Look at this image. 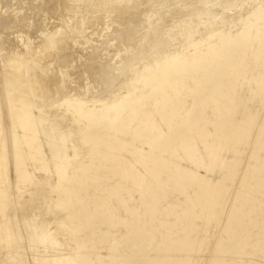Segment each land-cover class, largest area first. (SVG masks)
Here are the masks:
<instances>
[{"label": "rangeland", "instance_id": "374dc122", "mask_svg": "<svg viewBox=\"0 0 264 264\" xmlns=\"http://www.w3.org/2000/svg\"><path fill=\"white\" fill-rule=\"evenodd\" d=\"M5 1L9 4H5ZM28 1L29 0H20V2L19 0H9V2L8 0L0 1V7L3 5V3L5 5H3L4 9H0V15H2L0 16V31H2V26H6V29L4 28V31H2L4 33L0 32V49H2L0 50L2 53L0 55V57L2 56L0 61L2 63L7 61L6 58L10 57L14 52L17 51L15 47L11 49L8 48L7 45L6 46L9 50L7 51V48L5 49L6 46L4 45L7 43H5V41H1H3L5 37H7V35H10L11 37L14 36V39H23L24 43L22 42L23 44L21 43L20 46L17 43V45L20 48L24 49L28 54H30L34 53V49H36V46L34 47V43H36L35 40L37 39V36H39L38 40H43L50 36V33H52V31L54 30L53 28H55V30H58L59 27L61 28L64 25V23L61 21L63 18L62 14H73V18L77 20L78 24L80 25L78 26L80 27L79 39L84 42V44L79 45L76 44L75 41H72L73 43L70 41L60 47L61 51L58 48L54 51L55 54L54 52H52L51 55L53 56L54 54V56L52 57L50 55V58L47 60V62L51 63L50 66L53 65L54 67H56L54 70H52V66L49 70L53 72L52 74L49 73V71V74H47V72H42L43 75L47 74L49 76L51 74V77H47V75H45V77L46 79L48 78L47 81L50 79L49 82H51V90L49 89V93L54 94L55 92V95H53L55 96V99L54 97L52 98L51 95L49 97L51 100L50 102L48 98L50 94L45 93L46 95L44 96L47 97L46 102L43 103L41 99L40 101H38V98V100L35 99L34 101L39 105H41L39 102L44 104L41 105L42 107L40 106L41 109H45V105L48 106L49 103L52 104L47 107L50 108V110L53 108V105L55 106L51 111H54L53 113L56 115L59 122L63 125L64 130L68 132V143L70 142L69 154L71 155L72 159L70 161L71 163L69 162L67 164L66 179L63 181L64 183H62V185L59 183L56 171L54 172L55 167L52 162L49 164V173H45L40 171V163L38 165L34 162L27 161L28 170L30 172L32 170V173H35L38 181L40 180L41 182H35L36 184H27L26 186H24V184L22 185L21 182H19V178L17 181L18 175L15 171L16 169H13L14 164L12 165V163L16 162V158L14 159V151L13 153L11 152L8 166V169H10L11 171L7 170L10 174L7 172L8 175H3V177L0 175V184L1 187L3 186L2 188H0V195H4L5 193L4 196H0V199H3L4 201H6L5 203H7H0V208H2L0 210V222L2 223H0V236L2 235L0 237V257L2 256L0 258V264L37 263L34 261L36 255L35 253L42 252L43 248L41 246H37V243H35L36 241L32 238L33 226L31 225H33L32 223L35 221H37L36 223H39V221L41 222L43 220L42 218L44 217V219L47 220V223L46 220L43 221L46 223L45 225H47L45 229L47 230V234H49L51 238H53L54 236V238H57V240L59 241H65V244L67 243V249L69 248L70 252L79 250L80 245L87 246L86 248L83 247L84 250H81L84 256L82 259L80 258L81 260L85 259L87 264H264V62L261 57V59L259 58V55H257L258 59L257 56H255L259 51L264 53V0H250L251 2L255 1L253 2L254 4L249 0H243L244 2L241 0H234L235 3H232L233 0H144V2L143 0H138V7H136V5V10L131 9L132 13H130L131 17L136 12L135 14L137 19L135 18V15L131 18H129L128 15V17H125L126 19L124 18L125 20H122V23L114 20V17H116L118 12H116V9L111 8L112 3H118V0H113V2L111 0V4L109 0H100L101 2H99V0H70L71 4L78 3L80 8H68L67 10L69 11L66 10L67 13H63L65 10L63 8L65 4L68 5L70 3L69 0H30V3ZM148 1L152 5L148 3ZM1 2L3 3L1 4ZM240 2L243 3L241 7H244L243 9H245L246 11L243 12V9L239 7L241 4ZM246 2L250 3L247 4ZM45 3H47L48 5ZM99 3L102 7L99 6ZM143 3L145 4V7ZM196 3L198 4V6H196ZM13 4H15L16 7ZM22 4L27 6V8L30 7L27 12H25L27 8H25L24 10L25 6L21 8ZM211 4L214 5L212 6ZM231 4L234 6L232 7ZM250 4H253L252 7L250 6ZM6 5H11V9L7 8L8 6ZM142 5L143 7H141ZM246 5H248L247 7L249 9H246ZM18 6H20V8ZM156 6H158V8ZM51 7L54 8L51 9ZM182 7L185 8L183 9ZM206 7L209 9L206 10ZM211 7H213L212 10H210ZM250 7L252 9H250ZM12 8H14V10H12ZM16 8L17 11H15ZM101 8L102 11L99 12ZM137 8L139 12L137 11ZM140 8H142L143 10H141ZM167 8L168 11H166ZM180 8L182 9L180 10ZM186 8H188V10ZM96 9L97 11H95ZM150 9L154 10V14L156 13V15H154L155 17L153 16V19L146 18L148 17L147 15ZM258 9L263 11V15H256L254 17V14H257L256 12H258ZM9 10H11L12 13ZM60 10L62 11V13L60 12ZM79 10L81 13L79 12ZM2 11L3 13H1ZM157 11L159 14L157 13ZM224 11L226 12L223 13ZM82 12L85 14L84 16ZM137 12L139 15L137 14ZM185 12H187V15L184 14ZM200 12L202 14H200ZM111 13L113 15L115 13V15L111 16ZM28 14L31 15V18L33 17L30 20L33 22L28 21L30 19ZM36 14H40L41 17ZM176 14L178 18H176ZM216 14L217 19L219 16L218 20L220 21L217 20L216 22V19L215 21L213 20L214 18H216ZM22 15L25 17H23ZM209 15L210 17H208ZM246 15H249L247 16L248 19H244ZM13 16L16 19H14ZM36 16L40 17L41 20ZM92 16H96V21L94 20V22L91 21L89 24H87V22L85 21L86 18H90ZM51 17H53L54 19L55 17L59 19H55L54 21V19L52 18V20ZM139 17L141 19L143 17V22L140 21L141 19H139ZM23 18L26 21L21 20ZM36 18L38 19V21H36ZM108 18L111 20H109ZM208 18L210 19L208 20ZM33 19H35V21ZM79 19L81 20V22ZM154 19L155 24H158H152L154 22ZM56 20H58V22H56ZM149 20L151 23L149 22ZM188 20H191V24ZM195 20L198 24L194 22ZM200 20H203V23H201ZM182 21H184L185 23ZM240 21L242 22L240 23ZM18 22L19 24L21 22L22 23L19 25ZM97 22H100L103 28L107 27V24H109V26L112 24L110 28H106L108 32L105 30L104 35H106L107 38L106 36L100 37V30H98L100 25H97ZM186 22L188 23V26L186 25ZM193 22L195 24H193ZM207 22H209V24H206ZM213 22H215V24H213ZM11 23L12 25H10ZM94 23H96V25ZM123 23L125 24L122 25ZM127 23H129L128 26L126 25ZM183 23L186 26H183ZM8 24L12 27L11 32H15L14 35L9 32L10 30L8 29L11 27H9ZM23 24H26V26H24ZM103 24L105 25V27ZM165 24L168 25L165 27ZM172 24H174V26ZM189 24L192 26H190ZM203 24L205 27H210L209 25H212L210 27L211 29L209 30L208 27H203ZM53 25L55 27H53ZM86 25L88 26L87 28ZM177 25H179L178 28L176 27ZM213 25H215V27ZM18 26L20 27L19 29ZM115 26L120 30H113V27L115 28ZM36 27H38V29ZM169 27L171 31L167 29ZM194 27L196 28V30L194 29ZM260 27L263 28V30ZM40 28L43 30H40ZM92 28L95 30H93ZM189 28L191 31L193 30L192 33L190 32V30H188ZM85 29L86 31H88L86 32ZM164 29L167 30L166 33ZM259 29L262 30L263 34L258 39L255 36L256 32ZM33 30L36 31L34 36H32L34 34ZM37 30H39L40 33ZM129 30L131 32H129ZM187 31L189 33H187ZM113 32L114 34H112ZM160 32L161 35H158L160 34ZM181 32H183V38L180 37V35H182ZM87 33L90 34L87 35ZM169 34L171 37H169ZM188 34L192 35V38H190ZM27 35L29 36V38ZM148 35L150 37H148L149 39L147 40ZM1 36H3L4 39ZM31 36L33 37L34 41L32 40ZM98 37L101 40L102 46H99L100 44L98 45V42L100 43V40H97ZM157 37L159 39H157ZM161 37L165 38L162 39ZM116 38L118 39V43L120 41V47L118 43L115 42L117 40ZM121 38L122 40H120ZM167 38L169 39V41H167ZM184 38L186 39L185 41L183 40ZM189 38L193 40V42L196 41L195 43H198L196 46V50L198 53L195 56H191L195 52V49L193 47L191 48L189 44L191 40ZM112 39H114L115 41ZM144 39H146V41L148 42V47L146 45L147 42ZM130 41H132L131 44ZM151 41H153V45H151ZM139 42H143L144 44H140ZM164 42L165 44L163 45ZM171 43L174 46H172ZM90 44H92V46ZM95 44L96 46H94ZM183 44L184 46H182ZM88 45H90L92 48ZM170 45L172 46V48ZM185 45L189 46L190 48L186 47ZM18 46L16 47L18 48ZM64 46L68 47L64 48ZM79 46L80 49L78 48ZM154 46L155 51L153 49ZM100 47L101 49L99 50ZM174 47L175 50H173ZM102 49H105L104 53L106 55H111L113 58H111L106 63L107 67L104 65H102V67L100 64V60L102 59L99 58L98 54H100V51ZM141 49L145 52L147 50H151L152 53L151 51L150 53L153 56L151 57L148 51L146 52L147 54H145L144 51V54H142V52L140 53ZM74 50L76 53H73ZM88 50H90L89 52L91 55H97L91 57L92 59L88 58L90 56ZM137 51H139V53ZM209 51H215V56H210L212 58L208 56L207 58H203L202 55L206 54ZM60 52L63 53L61 54ZM64 52H66L67 54ZM162 52L164 53V55L166 53H176L177 56L175 58H162ZM71 53L73 54L71 55ZM137 53L139 54V56H137ZM159 53L161 54L159 57L160 59L158 60V63H155L156 56H158ZM113 55L115 56L113 57ZM122 55H125L126 58ZM78 56L79 59L77 58ZM133 56L136 58L138 57V59H134ZM71 57L72 60L70 59ZM83 57L84 59L86 58V60H88H82ZM75 58L79 61L75 60ZM140 58L141 62L139 60ZM96 59H98L99 61ZM80 60L82 62H80ZM89 60H94L95 62L93 61L92 63ZM142 60L143 62L145 61V64H142ZM1 62L0 65H2ZM66 62L70 67L66 66ZM72 62H74L75 64ZM56 63H59V65H56ZM117 63L118 66L116 65ZM121 63L125 65H122ZM137 64L139 66L138 68L136 66ZM133 65L135 66V68ZM145 65H148L150 67L148 73L151 75V77L143 81H139L137 77L134 76L135 71L136 69H144ZM74 66L75 70L72 73L71 69H73ZM238 66L240 69H238ZM58 67L60 69L62 68V71ZM101 67L103 68V70H101ZM89 68L91 69L89 70ZM129 68L132 70H130ZM0 69L2 70V68ZM1 70L0 72L3 77L0 75L2 78H0V86L4 85L3 87L5 88L4 75L6 74L3 70L2 73ZM55 70L58 71L56 72ZM96 70L97 72H95ZM104 70H108L110 74L108 72H103L102 74V71ZM58 74H60L61 76L62 85L65 84V81H67L68 79L70 81L73 80V83L71 82L73 86H70V88L67 89L66 92H60L62 87L60 86L61 83L59 86L55 83L58 82L57 78L60 79V76ZM79 74L81 76H79ZM73 75L77 78V80L73 77ZM88 75L92 78L90 79ZM52 77L54 80H51ZM115 77L117 79H115ZM129 79L130 81H134L136 79L137 80L129 83ZM259 79L261 80V83H259ZM104 80L106 83L103 82ZM100 81L101 83H99ZM123 83L128 84L123 85ZM257 84L260 86H258ZM77 85L79 88L77 87ZM80 85H83L82 89ZM130 85H132L133 87H129ZM58 87L60 88V90ZM261 87L262 89H260ZM4 88L2 89V87H0V90L3 91ZM56 88L57 92L59 91V93H56ZM131 88H133L134 91L131 90ZM230 89L233 91L234 96ZM71 90L75 91L72 92ZM76 91L81 92V94H84L87 98L90 99L95 93V96L96 94L103 97L105 96V99L109 97L111 101L114 99V96H125V94L127 96H130V93L133 91V94L131 93L132 95L122 102V106L124 108L122 116L124 118H127V120L129 119L128 122L126 123L124 122V120H122L121 122V119H123L122 116L121 119L118 120L117 118L113 119L108 116L110 119H113L110 120L106 116L103 117L104 119L102 118L100 120L101 122H98L97 126H95L94 124V127L92 125L90 126L88 120L82 115L80 117L75 108L69 106L67 103L61 104L65 102V100L63 102V94H69V92L70 94H73ZM117 91L119 95H117ZM228 93L230 95H228ZM47 94L49 95L47 96ZM57 94H60V96ZM112 94L114 95L112 96ZM164 95L166 96V98ZM57 96H59L60 99H58L59 97ZM163 96L165 102L162 98ZM232 96L234 97L233 100L231 99ZM3 98L4 97L2 96L1 99ZM155 100H163V104L159 109L155 106ZM231 100L233 101V104L231 103ZM57 101L61 102L59 103ZM2 102L4 103L2 107H5L4 105L7 106L9 103L7 99H3ZM226 103L228 105L230 104V106H228ZM91 107L101 108L102 105L95 104V106L92 105ZM4 109L6 110H4V112L2 110L4 115H2L1 117L2 120L0 118V128H4L3 131L5 132V134L3 132V136L5 135L6 137H8L10 135V130L12 129L10 125H12L14 121V116L7 110V107H5ZM156 109L157 111L155 112ZM144 110L147 112L149 111L150 114H152L154 120L153 122H155L154 125L161 129L163 133L162 138L160 137L158 141L154 142L152 148H150V146L146 144V139L151 133L146 132L145 134L144 131L146 130V126L143 127L145 124H143V122L138 119L139 116L137 115L140 113V111L144 112ZM38 111L39 109L35 110V114L38 115V113H40ZM6 112L10 114L9 117H7L8 114ZM66 115H68V117ZM162 115H164V119L166 117L167 118L164 120ZM12 116L13 119H10L12 118ZM60 119L63 120L61 121ZM205 119H207V123ZM10 120L12 121L10 122ZM201 120H204L205 122L203 121L202 123ZM208 121L211 123L210 125ZM129 122L131 125H129ZM121 123L126 124L124 126ZM199 123H201V125L203 124L204 128H206L209 133L211 132V135L213 133L214 136H210L211 138L207 140L211 144H214L215 149L218 146L217 149L219 150L217 152L216 149V155H211L210 150L206 151L204 141L207 140H204L203 136H200V128H202L203 126L198 125ZM137 126H139L138 130H136ZM70 127L72 130L70 129ZM133 129L135 132H133ZM192 130L195 131L193 132L197 136L192 135L194 134L193 132H191ZM198 130L199 134L197 133ZM6 131L8 132V134ZM138 132L141 134H139ZM190 132L191 134H189ZM133 133H136L135 140ZM71 134L73 135L70 136ZM190 135H192L194 140H192V137ZM3 136L2 139L5 140ZM198 136H200L201 140ZM190 137L192 142L195 141L193 142L195 144L191 142L192 145H196L197 150L199 149L198 154H200L199 157L202 156V164L205 163L209 166L212 165V167L208 168L209 171L206 168L197 169L196 164H193V162L189 160V158L185 154L184 146L186 145V141ZM136 138L139 140L141 138L145 140V142L143 140L139 141ZM212 138H214L213 141L211 140ZM8 139L10 140V136L8 137ZM198 139L200 140V142H202L203 140L202 145L200 142H198ZM118 141L121 142L117 143ZM189 142L190 139L187 143ZM215 142L218 143L215 144ZM143 143H145L146 145ZM26 147V145L23 147L24 154L28 153L29 147H27V149ZM134 147H138L139 149H141L144 154L142 155L141 152H139L141 154L140 156L139 153L138 155L135 153V155L133 153ZM74 150L77 155H75ZM150 150H153L152 152H154V154L152 153L151 157L147 153L148 151L150 152ZM205 151L209 152L210 154H207ZM45 152L48 153V150L45 149ZM158 154H160L161 156ZM206 155L209 156L207 157ZM211 156H214V159H212ZM140 157H142V160ZM145 157L149 158L146 159ZM149 159L151 160L149 161ZM160 159L162 160V168L161 165H159L161 163ZM143 160H145V162ZM30 163L32 164L30 165ZM142 163H150V165L146 167L145 164L142 165ZM130 164L131 166L133 165L135 167V170L142 175L141 179L134 180L133 174L131 173L129 175L128 171H126L127 169H130L128 168ZM34 165L38 166L34 167ZM15 166L16 165H14V167ZM145 167L147 169H144ZM180 168L198 172L201 177H205V181H208L210 184L208 194L204 196L203 190L201 192L200 188H198L199 185L197 184L198 186H196V184H194L196 182H189L187 180H184L182 177L180 178L179 175H176V170H179ZM82 169L84 172L81 171ZM84 169L87 170V174L85 173ZM12 172L13 174L11 175ZM124 172H126L127 175ZM4 176L6 179L4 178ZM12 177L16 179H13ZM69 177L70 180L73 177L74 178L70 181ZM4 180L6 182H4ZM57 181L59 184H56ZM4 183L6 184L4 185ZM10 183L12 184L11 186L8 185ZM17 183L22 185V189L21 185H18ZM56 185L58 187L57 189ZM60 185L61 187L64 185V188H61ZM14 186H17L18 189ZM65 186H67V188ZM4 187L6 190L3 189ZM13 187L15 188V190L13 189ZM59 187L63 191H65V193L61 191ZM54 189L56 191H54ZM22 192H24L25 194L23 195ZM6 193L9 194V196ZM13 196L14 198H12ZM8 199L10 201H8ZM13 201L16 203H14ZM24 202L29 206L27 205V207ZM6 205L8 208H6ZM16 205L20 207L23 205L21 208L22 210H20V207L18 210ZM29 211L31 214H28ZM31 211L34 212V214H32ZM35 213L39 215H36ZM2 214L4 215L2 216ZM39 218L41 220H39ZM7 233L11 234L9 235ZM15 233L16 236H13L12 234ZM11 241H15V244ZM11 243H13L12 250ZM53 250L57 251L58 249ZM7 251H10L11 253L8 254ZM13 253L14 255H11ZM10 255L13 260H11V257H9ZM33 255L34 258H32ZM14 259H16V261ZM81 260L78 262V264L81 263ZM37 264H39V262Z\"/></svg>", "mask_w": 264, "mask_h": 264}, {"label": "bare ground", "instance_id": "6f19581e", "mask_svg": "<svg viewBox=\"0 0 264 264\" xmlns=\"http://www.w3.org/2000/svg\"><path fill=\"white\" fill-rule=\"evenodd\" d=\"M1 1V0H0ZM15 1V0H14ZM17 1V0H16ZM24 1V0H23ZM35 1V0H34ZM67 1V0H66ZM70 1V0H69ZM72 1V0H71ZM71 1H70V3L67 5V4H65L64 5V8L63 9H65L64 10V12L63 13H67L66 12V10L68 9V8H75V9H79L80 7H79V5H78V3H75V4H71ZM79 1H81V0H79ZM110 1V4L113 2V0H112V2H111V0H109ZM165 1V0H164ZM175 1H177V0H175ZM192 1V0H191ZM194 1V0H193ZM198 1H200V0H198ZM241 1H243V0H241ZM245 1V0H244ZM243 1V2H244ZM247 1V0H246ZM250 1V0H249ZM8 2H9V0H8ZM19 2H20V0H19ZM29 3H30V0L28 1ZM47 2V1H46ZM64 2V1H63ZM76 2V1H75ZM99 2H101L100 0H99ZM104 2V1H103ZM143 2H144V0H143ZM213 2V1H212ZM211 2V3H212ZM227 2V1H226ZM251 2V1H250ZM249 2V3H250ZM253 2H255V1H252L251 3H253ZM3 2H1V4H2ZM7 2L5 1V4H6ZM15 3V2H14ZM18 3V2H17ZM23 3V2H22ZM26 3V2H25ZM24 3V4H25ZM35 3V2H34ZM50 3V2H49ZM62 3V2H61ZM60 3V4H61ZM65 3V2H64ZM68 3V2H67ZM138 0H118V3L117 2H115V3H112V9H116V12H118L117 13V15H116V17H114L115 19V21H118V22H121L122 23V20L125 18V17H128V15H129V18H131V17H134V15H135V18H136V12L134 13V15L133 16H131L130 17V13H132V10L134 9V10H136L135 9V6L136 7H138ZM148 3H150L149 1H148ZM155 3V2H154ZM153 3V4H154ZM158 3V2H157ZM156 3V4H157ZM178 3H179V1H178ZM199 3V2H198ZM231 3V2H230ZM232 3H235L234 2V0L232 1ZM239 3V2H238ZM241 3V2H240ZM247 4H249L248 2H246ZM245 3V4H246ZM7 4H9V3H7ZM24 4H22V7L21 8H23L25 5ZM27 4V3H26ZM45 4H47V3H45ZM52 4V3H51ZM102 4V3H101ZM144 4V3H143ZM151 4V3H150ZM149 4V5H150ZM155 4V5H156ZM164 4H166V3H164ZM193 4V3H192ZM197 4V3H196ZM200 4H202V3H200ZM204 4V3H203ZM242 4L243 3H241L240 4V6L239 7H241L242 6ZM254 4V3H253ZM252 4V5H253ZM3 5H4V3H3ZM1 6L0 7V9L2 10V8L5 6ZM12 5V4H11ZM11 5L10 6H8V5H6V6H8L7 8H10L11 7ZM13 5H15V4H13ZM18 5V4H17ZM39 5V4H38ZM48 5V4H47ZM56 5V4H55ZM152 5V4H151ZM168 5H170V4H168ZM180 5V4H179ZM209 5V4H208ZM212 6L214 5V4H211ZM232 5V4H231ZM252 5L250 4V6L252 7ZM21 6V5H20ZM20 6H18L19 8H20ZM63 6V5H62ZM93 6V5H92ZM99 6H100V3H99ZM98 6V7H99ZM103 6H105V5H103ZM167 6V5H166ZM174 6H176V5H174ZM183 6V5H182ZM185 6V5H184ZM196 6H198V4L196 5ZM205 6V5H204ZM207 6V5H206ZM218 6V5H217ZM222 6V5H221ZM234 5H232V7H233ZM245 6V5H244ZM248 5H246V9L248 8L247 7ZM15 7H16V5H15ZM37 7V6H36ZM39 7H41V6H39ZM61 7V6H60ZM100 7H102V6H100ZM141 7H143V5L141 6ZM144 7H145V4H144ZM149 7V6H148ZM153 7V6H152ZM151 7V8H152ZM157 8H158V6H156ZM155 7V8H156ZM179 7H181V6H179ZM190 7V6H189ZM200 7V6H199ZM201 7H202V5H201ZM215 7V6H214ZM238 7V8H239ZM250 7V9H252ZM18 8V9H19ZM25 8H27V6H25L24 7V10H25ZM30 8V7H29ZM29 8H27L26 10H25V12H27V10H29ZM43 8H44V6H43ZM54 8V7H53ZM52 7H51V9H53ZM107 8V7H106ZM154 8V7H153ZM165 8V7H164ZM170 8V7H169ZM173 8V7H172ZM183 9L185 8V7H182ZM182 8H180V10L182 9ZM212 8L213 7H211L210 8V10H212ZM216 8V7H215ZM220 8V7H219ZM224 8V7H223ZM222 8V9H223ZM237 8V9H238ZM244 8V7H243ZM242 7H241V9H243ZM4 9V8H3ZM11 9V8H10ZM36 9V8H35ZM38 9V8H37ZM60 9V8H59ZM82 9V8H81ZM100 9V8H99ZM98 9V10H99ZM104 9V8H103ZM132 9V10H131ZM141 10H143L142 8H140ZM160 9H162V8H160ZM171 9V8H170ZM187 10H188V8H186ZM206 10L207 9H209V8H205ZM222 9H220V10H222ZM225 9V8H224ZM230 9V8H229ZM228 9V10H229ZM249 9V8H248ZM261 9V8H260ZM12 10H14V8H12ZM39 10V9H38ZM56 10V9H55ZM107 10V9H106ZM146 10V9H145ZM163 10H165V9H163ZM163 10H162V12H163ZM201 10V9H200ZM205 10V11H206ZM219 10V11H220ZM254 10H256V9H254ZM10 12H11V10H9ZM8 11V12H9ZM15 11H17V8H16V10ZM32 11V10H31ZM48 11H50V10H48ZM67 11H69V10H67ZM90 11V10H89ZM95 11H97V9L95 10ZM102 11V8H101V10H99V12H101ZM137 11H138V8H137ZM154 10L153 9H150L149 10V12H148V17H146L145 15V17L146 18H152L153 19V16L154 15H156V13L154 14V12H153ZM166 11H168V8H167V10ZM190 11V10H189ZM244 11H246L245 9H243V12ZM248 11V10H247ZM14 12V11H13ZM22 12H23V10H22ZM54 12V11H53ZM60 12L62 13V11L60 10ZM77 12V11H76ZM79 12H80V10H79ZM85 12V11H84ZM115 12V13H116ZM139 12V11H138ZM138 12H137V14H138ZM142 12V11H141ZM156 12V11H155ZM160 12V11H159ZM195 12V11H194ZM221 12V11H220ZM226 11H224L223 13H225ZM254 12H256V11H254ZM1 13H3V11L1 12ZM12 13V12H11ZM29 13V12H28ZM60 13V14H61ZM81 13V12H80ZM80 13H79V17H80ZM83 13V12H82ZM104 13V12H103ZM115 13H114V15H115ZM147 13V12H146ZM145 13V14H146ZM157 13H158V11H157ZM166 13V12H165ZM172 13V12H171ZM178 13V12H177ZM183 13V12H182ZM187 12H185L184 14H186ZM193 13V12H192ZM198 13V12H197ZM205 13V12H204ZM246 13V12H245ZM251 13V12H250ZM257 14H254V17L256 16V15H263V11H261V10H259L258 9V12H256ZM6 14V13H5ZM4 14V15H5ZM23 14V13H22ZM57 14V13H56ZM59 14V15H60ZM112 14V13H111ZM159 14V13H158ZM200 14H202L201 12H200ZM218 14V13H217ZM217 14H216V18H214L213 20L215 21V19H216V22H217V20L219 19V16H218V19H217ZM222 14V13H221ZM247 14V13H246ZM252 14V13H251ZM14 15V14H13ZM27 15V14H26ZM29 15V17H30V19L28 20V21H30L32 18H31V15L30 14H28ZM36 15H39L40 16V14H36ZM54 15V14H53ZM63 15V18H62V22L64 23V27L62 26L61 28L59 27V29L58 30H55V28H53V27H55L54 25H53V31H52V33H50V36L49 37H47V38H45V39H43V40H38V37L39 36H37V39H36V37H35V39L37 40H35V42L36 43H34L35 45H34V47L36 46V49H34V53H30V54H28L24 49H22V48H20L19 46L21 45V43L23 42L24 43V41H23V39H19V38H17L16 36V38L17 39H14V36L13 37H11L10 35H7V37H5V39L3 38V36H1L4 40L3 41H1V42H4L5 41V43H7V44H5L4 46H8V48H13V47H15L16 48V52H14L10 57H8V58H6L7 59V61H5L4 63H2L1 61V63H2V65H0L1 67L0 68H2V70L4 71V73L6 74V75H4L5 76V78H4V84H5V88L3 87L4 85H2V86H0V87H2V89L4 88V90L3 91H1L0 90V118L2 117V115H4V110H6V109H4L5 107H7V110L10 112V113H12L13 114V116H14V121H13V123H12V125H10L11 126V130H10V140L8 139V137H6L5 135V137L7 138H5L4 136H3V130H4V128L2 129V128H0V175L3 177V175H8V171L10 170V169H8V166H9V159H10V155H11V152L13 153V151H14V159H15V163H12V165L14 164V165H16L15 167H14V165H13V169L16 171V173H17V181H18V178H19V182H21V184L23 185L24 184V186H26L27 184H36L35 182H38V183H40L41 181L39 180L38 181V179H37V177L35 176V173H32V170H31V172L28 170V166H27V161H31V162H34L35 164H38L39 165V163L41 164V167H40V171H42V172H45V173H49V164L52 162L53 164H54V167H55V170H54V172L56 171V175H57V177H58V180H59V183L62 185V183H64L63 181L66 179V170H67V164L71 161V155L69 154V151H70V146H69V144H70V142L68 143V138H69V135H68V132H66L65 130H64V127H63V125L59 122V120H58V118L56 117V115L53 113L54 111H51L55 106L53 105V108L50 110V108H47L48 106H50V105H52V104H50L49 103V105L48 106H46L45 105V109H41V105H44V104H42L41 102H39L41 105H39V104H37V103H35L34 101H35V99H37L38 101H40V99L43 101V103L44 102H46L47 101V97L46 96H44V95H46L45 93H49L50 92V83L51 82H49V80L47 81V79H46V77H45V75H47V74H49V73H53V72H51V71H49L50 69H51V67L53 66H50L51 65V63H49V62H47V60L50 58V55H51V53L52 52H54L55 50H57L58 48L60 49V47H62L64 44H67L68 42H74L75 41V43L76 44H79V45H81V44H84V42H82L80 39H79V32H80V27H78V26H80L79 24H78V22H77V20H75L74 18H73V14H71V15H69V14H66V15H64V14H62ZM85 14L83 13V16H84ZM113 14L111 15V16H114ZM139 15V14H138ZM161 15V14H160ZM167 15V14H166ZM168 15H169V13H168ZM174 15V14H173ZM187 15V14H186ZM189 15H191V14H189ZM219 15V14H218ZM226 15V14H225ZM224 15V16H225ZM240 15V14H239ZM0 16H2V15H0ZM6 16H9V15H6ZM18 16V15H17ZM20 16H21V14H20ZM23 16V15H22ZM33 16V15H32ZM99 16V15H98ZM143 16V17H144ZM165 16V15H164ZM163 16V17H164ZM193 16V15H192ZM199 16V15H198ZM247 16H249V15H246V17L244 18V19H248L247 18ZM253 16V15H252ZM4 17V16H3ZM14 17V16H13ZM19 17V16H18ZM23 17H25V16H23ZM37 17V16H36ZM41 17V16H40ZM40 17H37V18H40ZM58 17V16H57ZM78 17V16H77ZM85 17H87V16H85ZM96 17V16H95ZM95 17H90V18H86V22H87V24H89L91 21H93L94 22V20H95ZM140 17H141V15H140ZM139 17V19H141ZM143 17H142V19L140 20V21H142L143 20ZM155 17V16H154ZM162 17V18H163ZM180 17V16H179ZM188 17V16H187ZM194 17V16H193ZM192 17V18H193ZM208 17H210V15L208 16ZM221 17V16H220ZM259 17V16H258ZM21 18V17H20ZM19 18V19H20ZM27 18V17H26ZM36 18V21H38V19ZM48 18V17H47ZM53 17H51V19H52ZM102 18V17H101ZM111 18V17H110ZM128 18V19H129ZM159 18V17H158ZM170 18V17H169ZM176 18H178L177 17V14H176ZM185 18H186V16H185ZM191 18V17H190ZM190 18H188V19H190ZM197 18V17H196ZM196 18H194V19H196ZM199 18V17H198ZM224 18V17H223ZM233 18V17H232ZM253 18V17H252ZM264 18V17H263ZM11 19V18H10ZM14 19H16L15 17H14ZM19 19H17V20H19ZM43 19V18H42ZM50 19V18H49ZM54 19V18H53ZM52 19V20H53ZM55 19H59V18H56L55 17ZM55 19H54V21H55ZM75 20V22H74V20ZM109 19V18H108ZM113 19V18H112ZM126 19V18H125ZM124 19V20H125ZM133 19V18H132ZM137 19V18H136ZM181 19V18H180ZM184 19V18H183ZM210 18H208V20H209ZM249 19H250V17H249ZM258 19V18H257ZM262 19V18H261ZM21 20H25L24 18L23 19H21ZM34 21H35V19H33ZM40 20H41V18H40ZM52 20H50V21H52ZM80 20V19H79ZM99 20V19H98ZM105 20V19H104ZM109 20H111V19H109ZM113 20V21H114ZM159 20V19H158ZM166 20V19H165ZM174 20H175V18H174ZM186 20V19H185ZM191 20H193V19H191ZM190 20V21H191ZM252 20V19H251ZM250 20V21H251ZM3 21V20H2ZM1 21V22H2ZM26 21V20H25ZM84 21V20H83ZM84 21V22H85ZM96 21V20H95ZM135 21V20H134ZM134 21H133V23H134ZM148 21V20H147ZM154 22L152 23V24H155V19L153 20ZM189 21V20H188ZM189 21V22H190ZM203 21V20H202ZM201 20H200V22L201 23H203ZM218 21H220V20H218ZM242 21H243V19H242ZM242 21H240V23L242 22ZM245 21V20H244ZM249 21V22H250ZM23 22V21H22ZM21 22V23H22ZM30 22H33V21H30ZM45 22V21H44ZM43 22V23H44ZM47 22V21H46ZM56 22H58V20H56ZM55 22V23H56ZM80 22H81V20H80ZM85 22V23H86ZM112 22V21H111ZM111 22H110V24H111ZM129 22V21H128ZM132 22V21H131ZM143 22V21H142ZM149 22H150V20H149ZM148 22V23H149ZM158 22V21H157ZM171 22V21H170ZM177 22V21H176ZM182 22H184V21H182ZM195 23H197L196 22V20L194 21ZM193 22V24H195ZM232 22V21H231ZM236 22V21H235ZM17 23V22H16ZM15 23V24H16ZM20 23V24H21ZM25 23V22H24ZM42 23V22H41ZM53 23V22H52ZM76 23V24H75ZM98 24L97 25H100V27L98 28V30H100V37H102V36H106V35H104L105 34V30L108 32V30L106 29L107 27H109L110 28V26L112 25H110L109 26V24H107V27H105V25H104V27L105 28H103V26H101L102 24L100 23V22H97ZM100 23V24H99ZM104 23V22H103ZM137 23V22H136ZM140 23V22H139ZM151 23V22H150ZM185 23V22H184ZM184 23H183V26H188V23L186 24V25H184ZM212 23V22H211ZM210 23V24H211ZM18 24H19V22H18ZM19 24V25H20ZM34 24H36V23H34ZM40 24V23H39ZM57 24V23H56ZM95 25H96V23H94ZM117 24V23H116ZM125 23H123L122 25H124ZM128 24L129 23H127L126 25L128 26ZM156 24H158V23H156ZM155 24V25H156ZM162 24V23H161ZM168 24H170V23H168ZM167 24V25H168ZM176 24H178V23H176ZM175 24V25H176ZM190 24H191V22H190ZM189 24V25H190ZM198 24V23H197ZM206 24H209V22H207ZM205 24V25H206ZM213 24H215V22H213ZM244 24V23H243ZM2 25H3V23H2ZM9 25V24H8ZM10 25H12V23L10 24ZM9 25V27H11ZM24 25V24H23ZM49 25V24H48ZM82 25V24H81ZM94 25V26H95ZM120 25V24H119ZM132 25H134V24H132ZM131 25V26H132ZM136 25V24H135ZM143 25V24H142ZM145 25V24H144ZM151 25V24H150ZM149 25V26H150ZM160 25V24H159ZM166 24H165V27L167 26ZM173 26H174V24H172ZM221 25V24H220ZM224 25V24H223ZM245 25V24H244ZM5 26V25H4ZM4 26H2L3 28H2V31H4L3 29L5 28L6 29V26L4 27ZM24 26H26V24L24 25ZM37 26V25H36ZM57 26H59V25H57ZM56 26V27H57ZM60 26H61V24H60ZM93 26V27H94ZM121 26V25H120ZM138 26V25H137ZM136 26V27H137ZM147 26V25H146ZM153 26V25H152ZM151 26V27H152ZM190 26H192V25H190ZM196 26V25H195ZM210 27L212 26V25H209ZM214 27H215V25H213ZM230 26H232V25H230ZM16 27V26H15ZM14 27V28H15ZM23 27V26H22ZM21 27V28H22ZM47 27H49V26H47ZM88 26L86 25V28H87ZM89 27H92V26H89ZM126 27V26H125ZM134 27V26H133ZM140 27H141V25H140ZM177 28L179 27V25H177L176 26ZM203 27H205L204 26V24H203ZM206 27H208V26H206ZM205 27V28H206ZM210 27H208L209 28V30L211 29ZM222 27V26H221ZM8 28V27H7ZM13 28V29H14ZM17 28V27H16ZM20 27L18 26V29H19ZM25 28H27V27H25ZM37 29H38V27H36ZM35 28V29H36ZM51 28V29H52ZM108 28V29H109ZM112 28V27H111ZM127 28V27H126ZM131 28V27H130ZM139 28V27H138ZM163 28H164V26H163ZM177 28H176V30H177ZM191 28V27H190ZM190 28L188 29V30H190ZM197 28H198V26H197ZM213 28V27H212ZM261 28V27H260ZM264 28V27H263ZM263 28H261L262 30H263ZM24 29V28H23ZM23 29H21V30H23ZM30 29V28H29ZM28 29V30H29ZM34 29V30H35ZM50 29V28H49ZM89 29V28H88ZM93 29V28H92ZM97 29V28H96ZM116 30V31H118V30H120L119 28H117L116 26H115V28L113 27V30ZM122 29V28H121ZM124 29V28H123ZM153 29V28H152ZM162 29V28H161ZM167 29H169L170 30V27L169 28H167ZM184 29V28H183ZM183 29H181V30H183ZM192 29V28H191ZM194 29L196 30V28L194 27ZM261 29H259L257 32H256V38H258L259 39V37H261L262 36V34H263V32H262V30ZM8 30H10L9 32H11L12 31V27L11 28H9ZM20 30V31H21ZM33 30V31H34ZM40 30H43V29H41L40 28ZM90 30V29H89ZM93 30H95V29H93ZM92 30V31H93ZM131 30V29H130ZM129 30V32H131ZM149 30V29H148ZM159 30V29H158ZM165 30V29H164ZM187 30V29H186ZM185 30V31H186ZM217 30V29H216ZM257 30V29H256ZM2 31H0V32H2ZM5 31H7V30H5ZM31 31H32V29H31ZM39 33H40V31L39 30H37ZM50 31V30H49ZM82 31V30H81ZM85 31H86V29H85ZM88 31V30H87ZM86 31V32H87ZM125 31V30H124ZM135 31V30H134ZM142 31V30H141ZM140 31V32H141ZM151 31V30H150ZM162 31V30H161ZM166 31L167 30H165V33H166ZM171 31V30H170ZM198 31V30H197ZM207 31H208V29H207ZM207 31H205V32H207ZM18 32V31H17ZM16 32V33H17ZM35 32L36 31H34V34L32 35V36H34L35 35ZM44 32V31H43ZM51 32V31H50ZM89 32H91V31H89ZM110 32V31H109ZM127 32V31H126ZM125 32V33H126ZM137 32V31H136ZM155 32H156V30H155ZM169 32V31H168ZM167 32V33H168ZM180 32V31H179ZM190 32L192 33L193 32V30L191 31L190 30ZM212 32V31H211ZM2 33H4V32H2ZM8 33V32H7ZM13 35H14V33L13 32H11ZM10 33V34H11ZM23 33V32H22ZM26 33V32H25ZM30 33V32H29ZM32 33V32H31ZM111 33V32H110ZM110 33H108V34H110ZM125 33H124V35H125ZM128 33V32H127ZM126 33V34H127ZM145 33V32H144ZM150 33V32H149ZM151 33H153V32H151ZM158 33V32H157ZM157 33H156V36H157ZM171 33V32H170ZM172 33H173V29H172ZM183 32H181V34H182ZM187 33H189L188 31H187ZM215 33V32H214ZM82 34V33H81ZM90 34V33H89ZM88 33H87V35H89ZM112 34H114V32L112 33ZM123 34V33H122ZM131 34V33H130ZM146 34V33H145ZM176 34V33H175ZM179 34V33H178ZM1 35H4V34H1ZM26 35V34H25ZM36 35H37V33H36ZM150 35V34H149ZM147 36V40L149 39L148 37H150V36ZM152 35V34H151ZM158 35H161V32H160V34H158ZM165 35V34H164ZM189 35V34H188ZM209 35V34H208ZM28 36V35H27ZM29 36H30V34H29ZM29 36H28V38H29ZM31 36V38H32V40H33V37ZM109 36V35H108ZM130 36V35H129ZM146 36V35H145ZM153 36V35H152ZM155 36V37H156ZM179 36V35H178ZM183 36V34L182 35H180V37L181 38H183L182 37ZM190 36V38H192L191 36L192 35H189ZM214 36V35H213ZM26 37V36H25ZM131 37V36H130ZM158 37H160V36H158ZM157 37V39H159ZM169 37H171L170 36V34H169ZM174 37H176V36H174ZM185 37V36H184ZM187 37V36H186ZM210 37V36H209ZM212 37V36H211ZM105 38V37H104ZM106 38H107V36H106ZM105 38V39H106ZM119 38V37H118ZM133 38V37H132ZM145 38V37H144ZM162 38V37H161ZM165 38V37H164ZM164 38H162V39H164ZM173 38V37H172ZM189 38V39H190ZM247 38V37H246ZM1 39V38H0ZM40 39V38H39ZM94 39V38H93ZM96 39V38H95ZM117 39V38H116ZM168 39V38H167ZM97 40H100L99 39V37H98V39ZM109 40V39H108ZM112 40H114V39H112ZM120 40H122V38L120 39ZM129 40H131V39H129ZM145 41H146V39H144ZM171 40V39H170ZM173 40V39H172ZM184 41L186 40L185 38L183 39ZM191 40V39H190ZM34 41V40H33ZM95 41V40H94ZM103 41H104V39H103ZM111 41V40H110ZM115 41V40H114ZM118 41V39L115 41V42H117ZM143 41V40H142ZM154 41V40H153ZM153 41H151V45H153L152 44V42ZM157 41V40H156ZM155 41V42H156ZM167 41H169V39L167 40ZM176 41V40H175ZM181 41H182V39H181ZM72 42V43H73ZM96 42V41H95ZM114 42V43H115ZM121 42H123V41H121ZM131 42L132 41H130V44H131ZM144 42V41H143ZM143 42H141V43H143ZM147 42V41H146ZM145 42V43H146ZM150 42V41H149ZM159 42V41H158ZM163 42V41H162ZM196 42V41H195ZM195 42H193V40H191L190 41V46H191V48L193 47L194 49H195V52L191 55V56H195V55H197V50H196V46H197V44L198 43H195ZM10 43H13V44H10ZM17 43L19 44V46L17 45ZM22 43V44H23ZM87 43V42H86ZM107 43H108V41H107ZM118 43V42H117ZM119 43H120V41H119ZM118 43V45H119V47H120V44ZM129 43V42H128ZM136 43V42H135ZM134 43V44H135ZM140 43V42H139ZM140 43V44H141ZM170 43V42H169ZM173 43V42H172ZM171 43V44H172ZM188 43V42H187ZM4 44V43H3ZM69 44H71V43H69ZM68 44V45H69ZM97 44V43H96ZM96 44L94 45V46H96ZM100 44V45H99ZM102 43H101V40H100V43L98 42V45L99 46H102L101 45ZM105 44H106V42H105ZM116 44V43H115ZM123 44V43H122ZM126 44V43H125ZM144 44V43H143ZM143 44H142V46H143ZM160 44V43H159ZM165 44V42L163 43V45ZM181 44V43H180ZM185 44V43H184ZM184 44L182 45V46H184ZM91 46H92V44H90ZM90 45H88V46H90ZM98 45H97V49H98ZM128 45V44H127ZM138 45V44H137ZM147 47H148V42H147ZM151 45H150V47H151ZM7 46L5 47V49L7 48ZM16 46H18V48L16 47ZM70 46V45H69ZM72 46H73V44H72ZM87 46V45H86ZM90 46V47H91ZM103 46H105V45H103ZM139 46V45H138ZM157 46V45H156ZM159 46V45H158ZM171 46V45H170ZM172 46H174L173 44H172ZM172 46H171V48H172ZM186 46V45H185ZM65 47H68V46H64V48ZM136 47V46H135ZM141 47V46H140ZM186 47H189V46H186ZM3 48V47H2ZM7 48V51L9 50ZM15 48H14V50H15ZM79 49H80V46L78 47ZM83 48V47H82ZM87 48H89V47H87ZM86 48V49H87ZM92 48V47H91ZM90 48V49H91ZM130 48V47H129ZM143 48V47H142ZM145 48V47H144ZM155 48V46L153 47V49ZM162 48V47H161ZM169 48V47H168ZM170 48V49H171ZM190 48V47H189ZM71 49V48H70ZM69 49V50H70ZM73 49V48H72ZM101 49V47L99 48V50ZM106 49V48H105ZM105 49H102L101 51H100V54H98L99 55V58L100 59H102V60H100V64H101V66L102 65H104V66H106V63L112 58V56L110 55V56H108V55H106L105 53H104V51H105ZM119 49V48H118ZM121 49V48H120ZM137 49V48H136ZM148 49V48H147ZM149 49H152V48H149ZM157 49V48H156ZM259 49V48H258ZM0 50H2V49H0ZM62 50H63V48H62ZM94 50H96V49H94ZM138 50H139V48H138ZM159 50V49H158ZM158 50H157V54H158ZM161 50V49H160ZM173 50H175V47H174V49ZM60 51H61V49H60ZM67 51V50H66ZM77 51V50H76ZM83 51H84V49H83ZM90 50H88V53L90 54V52H89ZM93 51V50H92ZM92 51H91V53H92ZM121 51V50H120ZM122 51H124V50H122ZM144 51V50H143ZM142 51V49H141V51H140V53L142 52V54H144V52ZM149 53H150V51L149 50H147ZM146 51V52H147ZM154 51H155V49H154ZM261 51H262V49H261ZM264 51V50H263ZM6 52V51H5ZM10 52V51H9ZM8 52V53H9ZM73 52V51H72ZM94 52V51H93ZM138 53H139V51H137ZM145 52V54H147ZM161 52V51H160ZM164 52V51H163ZM162 52V53H163ZM168 52H169V50H168ZM173 52V51H172ZM171 52V53H172ZM61 53V52H60ZM63 53V52H62ZM61 53V54H62ZM64 53H66V52H64ZM73 53H76L75 52V50H74V52ZM73 53H71V55L73 54ZM95 53H96V51H95ZM123 53V52H122ZM137 53V56H139V54ZM151 53H152V51H151ZM151 53L149 54L151 57L153 56V55H151ZM2 53H1V51H0V55H1ZM5 54V53H4ZM54 54H55V52H54ZM54 54H53V56H54ZM56 54H57V51H56ZM67 54V53H66ZM65 54V55H66ZM153 54H154V52H153ZM155 54H156V52H155ZM74 55H76V54H74ZM73 55V56H74ZM95 55H97V54H95ZM94 54H90V56L88 57V58H91V57H93V56H95ZM125 55H127V54H125ZM125 55H122V56H124L125 58H126V56ZM160 53H159V55L158 56H156V60H155V63H158V60L160 59L159 57H160ZM257 55H259V58L261 57L262 59H263V62H264V53L263 52H258L255 56H257ZM5 56V55H4ZM8 56V55H7ZM6 56V57H7ZM52 56V55H51ZM52 56V57H53ZM72 56V57H73ZM80 56H81V54H80ZM115 55H113V57H114ZM143 56V55H142ZM146 56V55H145ZM144 56V57H145ZM177 56V54L176 53H172V54H170V53H166L165 55H164V53H163V55H161V57L163 58V57H165V58H175ZM207 56L208 57H210V56H215V51H209V52H207L206 54H204V55H202V57L204 58H207ZM2 57V56H1ZM1 57H0V60H1ZM59 57V56H58ZM61 57H62V55H61ZM72 57L70 58L71 60H72ZM85 57V56H84ZM84 57L82 58V60H85V61H87L86 60V58L84 59ZM98 57V56H97ZM96 57V58H97ZM134 57V56H133ZM141 57V56H140ZM147 57V56H146ZM3 58H5V57H3ZM68 58V57H67ZM78 59H79V56L77 57ZM81 58V57H80ZM124 58V59H125ZM148 58V57H147ZM146 58V59H147ZM164 58V59H165ZM210 58H212V57H210ZM256 58V57H255ZM260 58V59H261ZM78 59H76L75 58V60H78ZM92 59V58H91ZM94 59V58H93ZM113 59V58H112ZM134 59H138V57L136 58V57H134ZM153 59V58H152ZM257 59H258V56H257ZM5 60V59H4ZM66 60V59H65ZM96 60H98V59H96ZM140 60V62H141V58L139 59ZM154 60V59H153ZM174 60V59H173ZM53 61V60H52ZM56 61V60H55ZM79 61V60H78ZM77 61V62H78ZM89 61H91L92 63H93V61L92 60H89ZM99 61V60H98ZM112 61V60H111ZM111 61H110V63H111ZM127 61V60H126ZM125 61V62H126ZM132 61H134V60H132ZM147 61V60H146ZM60 62V61H59ZM71 62V61H70ZM80 62H82L81 60H80ZM90 62V63H91ZM95 62V61H94ZM128 62V61H127ZM134 62H136V61H134ZM142 62H143V60H142ZM145 62V61H144ZM142 63V64H145V63ZM72 63H74V62H72ZM85 63V62H84ZM87 63V62H86ZM66 64H67V62H66ZM65 64V65H66ZM75 64V63H74ZM77 64V63H76ZM81 64V63H80ZM79 64V65H80ZM89 64V63H88ZM88 64H87V66H88ZM96 64V63H95ZM98 64V63H97ZM113 64V63H112ZM119 64H120V62H119ZM122 64V63H121ZM128 64V63H127ZM146 64H147V62H146ZM56 65H59V63H56ZM69 65H70V63H69ZM73 65V64H72ZM109 65V64H108ZM115 65V64H114ZM117 66H118V63L116 64ZM122 65H125V64H122ZM129 65H130V61H129ZM66 66H68V64L66 65ZM65 66V67H66ZM81 66V65H80ZM84 66V65H83ZM127 66V65H126ZM134 66V65H133ZM132 66V67H133ZM137 66V68L139 67L138 66V64L136 65ZM142 66V65H141ZM140 66V67H141ZM56 67V66H55ZM55 67L53 66V69L52 70H54L55 69ZM62 67V66H61ZM68 67H70V66H68ZM72 67V66H71ZM90 67H92V66H90ZM95 67V66H94ZM97 67V66H96ZM103 67V66H102ZM101 67V68H102ZM107 67V66H106ZM130 67V66H129ZM131 67V68H132ZM143 67V66H142ZM241 67V66H240ZM59 68V67H58ZM82 68V67H81ZM134 68H135V66H134ZM237 68V67H236ZM60 69V68H59ZM62 69V68H61ZM60 69V70H61ZM71 69V68H70ZM91 68H89V70H90ZM95 69V68H94ZM100 69V68H99ZM111 69V68H110ZM127 69V68H126ZM130 69V68H129ZM128 69V70H129ZM143 69V68H142ZM137 70L136 69V71H135V75H134V72H133V75L135 76V77H137V79L139 80V81H143V80H145V79H148L149 77H151V75L148 73L149 72V69H150V67L148 66V65H145L144 66V69L143 70ZM238 69H240L239 68V66H238ZM1 70V69H0ZM1 70V71H2ZM74 70H75V66L73 67V69H71V72L73 73L74 72ZM101 70H103V68L101 69ZM108 70H109V68H108ZM108 70H104V71H102V74H103V72H108L109 73V71ZM114 70V69H113ZM130 70H132V69H130ZM3 71H2V73H3ZM48 71H49V73H48ZM56 72L58 71V70H55ZM54 71V72H55ZM62 71V70H61ZM94 71V70H93ZM92 71V72H93ZM239 71V70H238ZM42 72L43 73H46L47 72V74H42ZM55 72V73H56ZM60 72V71H59ZM77 72H79V71H77ZM88 72V71H87ZM95 72H97V70L95 71ZM99 72H100V70H99ZM98 72V73H99ZM54 73V74H55ZM61 73V72H60ZM107 73V74H108ZM112 73V72H111ZM129 73H130V71H129ZM132 73V72H131ZM50 74V75H51ZM110 74V73H109ZM117 74V73H116ZM261 74V73H260ZM260 74H259V76H260ZM0 75H1V72H0ZM49 75V76H50ZM59 76H60V74H58ZM72 75V74H71ZM120 75V74H119ZM263 75V74H262ZM261 75V76H262ZM2 76V75H1ZM1 76H0V78H1ZM48 75H47V77H49ZM76 76H77V74H76ZM79 76H81L80 74H79ZM83 76V75H82ZM89 76V75H88ZM95 76H96V74H95ZM95 76H93V77H95ZM3 77V76H2ZM51 77V76H50ZM57 77V76H56ZM63 77V76H62ZM73 77H74V75H73ZM72 77V78H73ZM90 77V79L92 78L91 76H89ZM104 77H105V75H104ZM126 77V76H125ZM263 77V76H262ZM55 78V77H54ZM65 78V77H64ZM63 78V79H64ZM71 78V79H72ZM76 80H77V78L76 77H74ZM2 79V78H1ZM53 79V77L51 78V80ZM58 79V82H55L58 86L60 85V83H61V85L60 86H62L61 87V91L60 92H66L67 91V89H69L70 88V86H73L72 84H71V82L73 81H70L69 79L67 80V78H66V80L67 81H65V84H63L62 85V82H61V76H60V79L59 78H57ZM95 79V78H94ZM102 79V78H101ZM107 79V78H106ZM115 79H117L116 77H115ZM125 79V78H124ZM135 79V78H134ZM136 79V80H137ZM262 79V78H261ZM54 80V79H53ZM79 80H80V78H79ZM96 80H98V79H96ZM100 80V79H99ZM109 80V79H108ZM123 80V79H122ZM136 80H134V81H136ZM1 81H3V80H1ZM63 81V80H62ZM126 81V80H125ZM134 81H130V79H129V83L130 82H134ZM261 80L259 79V83H261L260 82ZM64 82V81H63ZM96 82H98V81H96ZM95 82V83H96ZM103 82H105V80L103 81ZM102 82V83H103ZM108 82V81H107ZM73 83V82H72ZM93 83V82H92ZM99 83H101V81L99 82ZM106 83V82H105ZM117 83V82H116ZM120 83V82H119ZM258 83V82H257ZM3 84V83H2ZM55 84V85H56ZM74 84H76V83H74ZM80 84V83H79ZM125 83H123V85H124ZM126 84H128V83H126ZM125 84V85H126ZM1 85V84H0ZM52 85V84H51ZM54 85V84H53ZM100 85V84H99ZM98 85V86H99ZM104 85V84H103ZM102 85V86H103ZM121 85V84H120ZM119 85V86H120ZM258 85V84H257ZM75 86V85H74ZM81 86V89H82V86L83 85H80ZM105 86V85H104ZM136 86V85H135ZM258 86H260V85H258ZM257 86V87H258ZM51 87H53V86H51ZM57 87V86H56ZM77 87H78V85H77ZM95 87H96V84H95ZM110 87V86H109ZM118 87V86H117ZM126 87H128V86H126ZM125 87V88H126ZM129 87H133L132 85H130ZM264 87V86H263ZM59 88V87H58ZM72 88V87H71ZM79 88V87H78ZM101 88V87H100ZM122 88V87H121ZM124 88V87H123ZM50 89V90H49ZM55 89V88H54ZM97 89V88H96ZM103 89H105V88H103ZM130 89V88H129ZM128 89V90H129ZM135 89V88H134ZM232 89V88H231ZM230 89V90H231ZM259 89V88H258ZM260 89H262V87L260 88ZM59 90H60V88H59ZM80 90V89H79ZM78 90V91H79ZM85 90V89H84ZM113 90V89H112ZM120 90V89H119ZM131 90H133V88H131ZM55 91V90H54ZM72 92H74L73 90H71ZM70 91V92H71ZM81 91H83V90H81ZM134 91V90H133ZM132 91V92H133ZM232 91V90H231ZM261 91V90H260ZM259 91V92H260ZM52 92V91H51ZM70 92H69V94H63V102H64V100H65V102L64 103H61V104H65V103H67L69 106H72L73 108H75V110L78 112V114L80 115V117H81V115L84 117V118H86L87 120H88V122H89V125L91 126H93V124L95 125V126H97L98 125V122H101L100 120L103 118V117H106L107 116V118H109V117H111V118H117V120L118 119H121V116H122V112L124 111V108H123V106H122V102H123V100H125V99H127V98H129L132 94L130 93V96L128 95H126L125 94V96H114L113 98V100L111 101V99H109V97L107 98V99H105L103 96H99V95H97L96 94V96H95V93H94V95L92 96V98L90 99V98H87L84 94H81V92H75V93H73V94H70ZM128 92V91H127ZM264 92V91H263ZM56 93H59V91L57 92V88H56ZM83 93V92H82ZM115 93H116V89H115ZM50 94V93H49ZM49 94H47V96L49 95ZM61 94V95H62ZM85 94H86V92H85ZM100 94V93H99ZM102 94V93H101ZM232 94H233V91H232ZM231 94V95H232ZM264 94V93H263ZM263 94H261V95H263ZM52 95V96H51ZM53 95H55V92H54V94H50L49 96H48V98L51 96L52 98L54 97V99H55V96H53ZM57 95H59L60 96V94H57ZM70 95V96H69ZM106 95H107V93H106ZM109 95H111V94H109ZM114 94H112V96H113ZM117 95H119L118 94V91H117ZM161 95H162V93H161ZM167 95V94H166ZM228 95H230L229 93H228ZM4 97L3 99H7V101H9V103H8V105L6 106V105H4L5 107H2L3 106V99H1V97ZM59 96H57V97H59ZM165 96V95H164ZM164 96L162 97L163 99H164ZM233 96H234V94H233ZM232 96V100H233V97ZM62 97V96H61ZM225 97H226V95H225ZM231 97V96H230ZM165 98H166V96H165ZM228 98V97H227ZM58 99H60V97L58 98ZM109 99V100H108ZM160 99V98H159ZM230 99V98H229ZM36 100V101H37ZM231 100V103L233 102ZM49 101L51 102V100H50V98H49ZM48 101V102H49ZM156 101V100H155ZM6 102V101H5ZM57 102H59V101H57ZM61 102V101H60ZM59 102V103H60ZM164 102H165V99H164ZM228 102V101H227ZM56 103V102H55ZM58 103V104H59ZM155 103V102H154ZM230 103V102H229ZM46 104V103H45ZM95 104L97 105V104H101L102 105V107L101 108H97V107H91L92 105H94L95 106ZM162 104H163V100L162 101H156V107L159 109L160 108V106H162ZM227 104V103H226ZM233 104V103H232ZM228 105V104H227ZM40 108H39V107ZM57 106V105H56ZM155 106H154V108H155ZM228 106H230V104L228 105ZM37 109H39V111L38 112H40V113H38V115L37 114H35V110H37ZM189 109V108H188ZM2 110H3V112H2ZM163 110V109H162ZM187 110V109H186ZM105 111H107V112H104ZM157 111V109L155 110V112ZM183 111V110H182ZM218 111H220V110H218ZM67 112V111H66ZM163 112V111H162ZM185 112V111H184ZM7 113V112H6ZM158 113V112H157ZM8 114V113H7ZM66 114V113H65ZM162 114V113H161ZM185 114V113H184ZM220 114V113H219ZM9 115L10 114H8V116L7 117H9ZM69 115V114H68ZM68 115H66L67 117H68ZM138 116H139V118L138 119H140L142 122H143V124H145L143 127H145V129L146 130H148V131H146L145 129V131L144 130H142V131H144L145 132V134H146V132L148 133V132H150L151 134H149V136L147 137V139H146V137H145V139H146V144H148L149 146H150V148H152L153 147V144H154V142H156V141H158V139H160V137L162 138V136H163V133H162V130L161 129H159L156 125H154L155 124V122H153L154 120H153V116H152V114H150V112L148 111H145L144 110V112H141L140 111V113L139 114H137ZM6 116V115H5ZM13 116H12V118H10V119H13ZM70 116V115H69ZM109 116V117H108ZM127 116V115H126ZM163 116V119H164V115H162ZM161 116V117H162ZM60 117V116H59ZM136 117V116H135ZM166 117V116H165ZM61 118V117H60ZM71 118V117H70ZM122 118L123 119H121V122H122V120H124V122H128V120H127V118H124L123 116H122ZM129 118V117H128ZM167 118V117H166ZM165 118V119H166ZM169 118V117H168ZM73 119V118H72ZM104 119V118H103ZM110 119V118H109ZM113 119H110V120H113ZM136 119V118H135ZM164 119V120H165ZM1 120H2V118H1ZM4 120V119H3ZM61 120V119H60ZM63 120V119H62ZM61 120V121H62ZM116 120V119H115ZM116 120V121H117ZM133 120V119H132ZM168 120V119H167ZM207 119H205V121H206ZM12 120H10V122H11ZM71 121V120H70ZM130 121H131V119H130ZM202 121V123H203V121L204 120H201ZM204 121V122H205ZM1 122H4V121H1ZM125 123V124H126ZM132 123H133V121H132ZM206 123H207V121H206ZM208 123H209V125L211 124L209 121H208ZM64 124V123H63ZM122 124V123H121ZM125 124H122V125H124L125 126ZM143 124H141V125H143ZM212 124H213V122H212ZM129 125H131L130 124V122H129ZM128 125V126H129ZM137 125V124H136ZM198 125H200V126H203L202 128H200V136H203V138H204V140L206 139H210L211 137L210 136H212L213 135V133H212V135L209 133V131H207L206 130V128H204V125L202 124L201 125V123H199ZM1 126H2V123H1ZM10 126H9V128H10ZM127 126V125H126ZM66 127V126H65ZM94 127V126H93ZM206 127H207V125H206ZM8 128V129H9ZM91 128V127H90ZM138 128H139V126H137V129L136 130H138ZM69 129V128H68ZM70 129H71V127H70ZM119 129H120V127H119ZM199 129V128H198ZM67 130V129H66ZM72 130V129H71ZM117 130H118V128H117ZM195 130H197V129H195ZM121 131V130H120ZM194 130H192L191 132H193ZM7 132V131H6ZM124 132V131H123ZM127 132V131H126ZM132 132V131H131ZM133 132H135L134 131V129H133ZM191 132L189 133V134H191ZM195 132V131H194ZM193 132V133H194ZM199 132V130L197 131V133ZM125 133V132H124ZM129 133H130V130H129ZM139 133V132H138ZM137 133V134H138ZM143 133V132H142ZM196 133V134H197ZM4 134H5V132H4ZM7 134H8V132H7ZM126 134V133H125ZM139 134H141V133H139ZM199 134V133H198ZM73 134H71L70 136H72ZM133 135H134V140H135V136H136V133L134 134L133 133ZM192 135H194V136H197V135H195V133L194 134H192ZM192 135H190L191 137H192ZM216 135V134H215ZM2 136H3V138L5 139V140H3L2 139ZM146 136V135H145ZM188 136V135H187ZM200 136H198L199 137V139H200ZM214 136V135H213ZM189 137V136H188ZM191 137L189 138L190 139V142L189 143H187L188 142V140L186 141V145L184 146V151H185V154L187 155V157L189 158V160H191L192 162H193V164H196V167H197V169H199V168H206L208 171H209V167H212V165L211 166H209V165H206L205 163L204 164H202V161H201V157L202 156H200L199 157V155L200 154H198V150H197V148H196V145H192V143L193 142H195V141H191ZM139 138V137H138ZM186 138V137H185ZM72 139V138H71ZM137 139V138H136ZM198 139V140H199ZM213 139L214 138H212L211 140L213 141ZM137 140H139V139H137ZM140 140H143V139H141L140 138ZM139 140V141H140ZM192 140H194L193 139V137H192ZM201 140V139H200ZM200 140L198 141V142H200ZM216 140V139H215ZM144 142H145V140H143ZM185 141V140H184ZM121 141H118L117 143H120ZM192 142V143H191ZM71 143H72V140H71ZM142 143V142H141ZM191 143V144H190ZM201 143V145H202V143H203V140H202V142H200ZM218 143V142H217ZM216 142H215V144H217ZM143 144H145V143H143ZM145 144V145H146ZM156 144V143H155ZM182 144V143H181ZM183 144H185V143H183ZM193 144H195V143H193ZM27 146V147H29V149H28V153L27 154H24L23 153V147L24 146ZM122 145V144H121ZM147 145V146H148ZM72 146V145H71ZM141 146V145H140ZM148 146V147H149ZM204 146H205V149H206V151L207 150H210V152H211V155H216V149L218 148V146H217V148L215 149V146H214V144L212 143H210L208 140L207 141H204ZM27 147H26V149H27ZM142 147V146H141ZM150 148H148V149H150ZM155 148V147H154ZM45 149H47L48 150V153H46L45 152ZM132 149H133V147H132ZM218 150L219 149H217V152H218ZM153 150H150V152L148 151L147 153L150 155V157H151V155H152V153L154 154V152H152ZM184 151H183V154H184ZM205 151V152H206ZM132 152V151H131ZM130 152V153H131ZM139 152H141V154L143 155L144 153H143V151L141 150V149H139L138 147H134V154L136 153L137 155H138V153ZM204 152V153H205ZM74 153H75V155H77L76 154V152H75V150H74ZM156 153V152H155ZM207 154H210L209 152H206ZM205 153V154H206ZM133 154V155H134ZM135 154V155H136ZM140 153H139V156L141 155ZM147 154V155H148ZM158 155H160V154H158ZM185 155V156H186ZM13 156V155H12ZM161 156V155H160ZM207 157L209 156V155H206ZM73 157H74V155H73ZM143 157V156H142ZM142 157H140L141 158V160H142ZM214 157V156H213ZM212 156H211V158L212 159H214ZM216 157V156H215ZM11 158H13V157H11ZM135 158V157H134ZM140 158H138V159H140ZM144 158V157H143ZM146 158V157H145ZM149 158V157H148ZM148 158H146V159H148ZM154 158V157H153ZM74 159V158H73ZM137 159V158H136ZM145 159V160H146ZM162 159V158H161ZM160 159V160H161ZM187 159V158H186ZM203 159V158H202ZM212 159H210V160H212ZM215 159H217V158H215ZM135 160V159H134ZM145 160H143L144 162H145ZM151 159H149V161H150ZM159 160V159H158ZM12 161H14V160H12ZM76 161V160H75ZM143 161H141V162H143ZM148 161V162H149ZM156 161V160H155ZM191 161H189V162H191ZM213 161H215V160H213ZM217 161V160H216ZM74 162V161H73ZM137 162V161H136ZM140 162V161H139ZM159 162V161H158ZM161 163L159 164V165H161L162 164V160L160 161ZM204 162V161H203ZM71 163V162H70ZM151 163V162H150ZM150 163L149 164H146V163H142V165L143 164H145V166L147 167L148 165H150ZM154 163V162H153ZM212 163V162H211ZM214 163V162H213ZM32 163H30V165H31ZM52 164V165H53ZM141 164V163H140ZM139 164V165H140ZM158 164V163H157ZM208 164V163H207ZM209 164H210V162H209ZM11 165V166H12ZM29 165V164H28ZM37 165V166H38ZM72 165H73V163H72ZM156 165V164H155ZM33 166V165H32ZM37 166H35L34 165V167H37ZM68 166H71V165H68ZM83 166V165H82ZM81 167V166H80ZM88 167V166H87ZM142 167H144V166H142ZM144 168V169H147V168ZM128 168H130V169H127L126 171H128V173H129V175L132 173L133 174V178H134V180L136 179H141V177H142V175L139 173V172H137L136 170H135V167L132 165L131 166V164H130V166H128ZM134 168V169H133ZM161 168H162V165H161ZM161 168H158V169H161ZM80 169V168H79ZM90 169V168H89ZM88 169V170H89ZM8 170V171H7ZM34 170V169H33ZM39 170V169H38ZM85 170V169H84ZM11 171V170H10ZM13 171V170H12ZM36 171V170H35ZM81 171H83V169L81 170ZM86 171L87 170H85V173H86ZM147 171V170H146ZM177 171V173H176V175H179L180 176V178L182 177L184 180H187V181H189V182H196V183H194V184H196V186H198L199 185V187L198 188H200V190H201V192H202V190H203V194H204V196L205 195H207L208 194V191H209V188H210V184H209V182L208 181H205L206 180V178L205 177H201V175L198 173V172H193V171H190V170H188V169H185V168H180L179 170H176ZM175 171V172H176ZM8 172V173H7ZM39 172V171H38ZM53 172V173H54ZM84 172V171H83ZM7 173V174H6ZM15 173V172H14ZM15 173V174H16ZM40 173V172H39ZM79 173V172H78ZM88 173V172H87ZM86 173V174H87ZM125 174H126V172H124ZM10 174V173H9ZM13 174V172L11 173V175ZM10 175V176H11ZM127 175V174H126ZM172 175V174H171ZM10 176H7V177H10ZM174 176H175V174H174ZM4 178H5V176H4ZM3 178V179H4ZM13 179H16V178H14V177H12ZM74 178V177H73ZM72 178V179H73ZM2 179V180H3ZM6 179V178H5ZM11 179V178H10ZM9 179V180H10ZM71 179V180H72ZM69 180H70V177H69ZM70 180V181H71ZM4 182H6L5 180H4ZM9 182H11V181H9ZM140 182V181H139ZM186 182V181H185ZM2 183V182H1ZM8 183V182H7ZM58 183V181H57V183L56 184H59ZM66 183V182H65ZM141 183V182H140ZM3 184V183H2ZM6 183H4V185H5ZM18 184V183H17ZM21 184H18V185H21ZM198 184V185H197ZM8 185H12L11 183L10 184H8ZM16 185V184H15ZM17 185V186H18ZM22 185H21V189H22ZM61 185H60V187H61ZM64 185H66V184H64ZM63 185V186H64ZM17 186L15 187V188H17ZM31 186V185H30ZM29 186V187H30ZM33 186V185H32ZM61 187V188H64V187ZM3 187V186H2ZM1 187V184H0V188H2ZM13 187V189L15 190V188ZM59 187V188H60ZM66 188H67V186H65ZM58 187H57V185H56V189H57ZM60 188V189H61ZM3 189H5V187L3 188ZM9 189V188H8ZM18 189V188H17ZM6 190V189H5ZM11 190V189H10ZM17 191V190H16ZM54 191H56L55 189H54ZM61 191H63L62 189H61ZM2 192V191H1ZM7 192V191H6ZM12 192V191H11ZM18 192V191H17ZM21 192V191H20ZM64 193H65V191H63ZM23 193V195L25 194L24 192H22ZM22 193H21V195H22ZM50 193V192H49ZM62 193V192H61ZM66 193H67V191H66ZM71 193V192H70ZM7 194V193H6ZM72 194V193H71ZM202 194V193H201ZM4 195H5V193H4ZM4 195H0V196H4ZM8 196H9V194H7ZM20 195V196H21ZM67 195H68V193H67ZM7 196V197H8ZM11 196V195H10ZM70 196V195H69ZM9 198V197H8ZM12 198H14V196L12 197ZM11 198V199H12ZM18 198H20V197H18ZM78 198V197H77ZM206 198V197H205ZM39 199V198H38ZM31 200V199H30ZM224 200V199H223ZM0 203H4V204H7V203H5L6 201H4L3 199L1 200L0 199ZM8 201H10L9 199H8ZM15 201V200H14ZM13 201V202H14ZM24 201H26V200H24ZM12 202V203H13ZM14 203H16V202H14ZM10 204V203H9ZM24 204H25V202H24ZM54 204V203H53ZM26 206L28 205L27 203L25 204ZM2 206V205H1ZM9 206V205H8ZM12 206V205H11ZM17 206V205H16ZM23 206V205H22ZM22 206L20 207V206H17V208H18V210H19V207H20V210H22L21 208H22ZM29 206V205H28ZM27 206V207H28ZM105 206V205H104ZM4 207V206H3ZM13 207V206H12ZM25 207V206H24ZM5 208V207H4ZM6 208H8L7 207V205H6ZM2 208H0V210H1ZM26 209H28V208H26ZM30 209V208H29ZM31 209H33V208H31ZM34 209H35V207H34ZM52 209V208H51ZM104 209V208H103ZM106 209V208H105ZM3 211V210H2ZM36 211V210H35ZM1 212V211H0ZM4 212H5V210H4ZM21 212V211H20ZM32 212V211H31ZM65 212V211H64ZM24 213H25V211H24ZM26 213H27V210H26ZM26 213H25V215H26ZM30 213V211L28 212V214ZM38 213V212H37ZM37 213H35L36 215H39V214H37ZM67 213V212H66ZM31 214V213H30ZM32 214H34V212H32ZM41 214V213H40ZM60 214V213H59ZM63 214V213H62ZM4 214H2V216H3ZM43 215V214H42ZM1 216V215H0ZM29 217H30V215H29ZM62 217V216H61ZM2 218V217H1ZM45 218V217H44ZM44 218H42L43 220L40 222L39 221V223H36L37 221H35V222H33L32 224L33 225H31V226H33V230H32V232H33V237H32V235H31V237L36 241H34L35 243H37V246H41L42 248H43V251L42 252H39V253H35L36 255H35V259H34V261L35 262H39V264H78V262L83 258V254H82V249H83V247L84 248H86L87 246H85L84 244V246H82V245H80L79 246V250H76L74 253L71 251L70 252V249L68 248L67 249V243L65 244V241H59V240H57V238L55 239L54 238V236H53V238H51V236L49 235V234H47V230H45L46 229V227H47V225H45L46 223H47V220L46 219H44ZM30 219V218H29ZM50 219V218H49ZM36 220V219H35ZM39 220H41L40 218H39ZM44 220H46V223L45 222H43ZM51 220V219H50ZM29 221V220H28ZM62 221V220H61ZM1 223V222H0ZM30 223V222H29ZM2 224V223H1ZM21 226V225H20ZM51 226V225H50ZM1 227V226H0ZM9 227V226H8ZM49 227V226H48ZM31 228V227H30ZM9 229H10V227H9ZM47 229H49V228H47ZM3 230V229H2ZM6 230V229H5ZM11 230V229H10ZM13 230H14V228H13ZM1 231V230H0ZM25 231V230H24ZM3 232V231H2ZM20 232V231H19ZM49 232V231H48ZM7 234H9V233H7ZM11 234V233H10ZM9 234V235H10ZM19 234V233H18ZM51 234V233H50ZM13 236L15 235L16 236V233L15 234H12ZM53 235V234H52ZM2 236V235H1ZM0 236V237H1ZM7 236V235H6ZM30 236V235H29ZM30 237V238H31ZM70 237V236H69ZM3 238V237H2ZM4 239V238H3ZM7 239V238H6ZM29 239V238H28ZM32 240V239H31ZM1 241H2V239H1ZM11 242H14V244H15V241H11ZM33 242V243H34ZM88 242V241H87ZM28 243V242H27ZM85 243V242H84ZM8 244V243H7ZM16 244H17V242H16ZM39 244V245H38ZM29 245H31V244H29ZM28 245V246H29ZM86 245H87V243H86ZM10 247V246H9ZM12 247H13V243H11V250H12ZM15 247H17V246H15ZM88 247H89V245H88ZM37 248V247H36ZM53 249H58V250H60V251H55V250H53ZM16 250V249H15ZM20 250V249H19ZM21 250H22V248H21ZM84 250V249H83ZM8 252V251H7ZM14 252V251H13ZM9 253H11L10 251L8 252V254ZM22 253V252H21ZM11 255H14V253L13 254H11ZM11 255L9 256V257H11ZM2 257V256H1ZM0 257V258H1ZM9 257H8V259H9ZM32 258H34V255H33V257ZM81 258V259H80ZM11 260H13L12 259V257H11ZM15 261H16V259H14ZM37 260V261H36ZM34 261H32V262H34ZM114 261V260H113ZM36 263V264H37ZM19 264V263H18ZM29 264V263H28ZM80 264H87V262H86V260L85 259H83V260H81V263ZM91 264H93V263H91ZM102 264H104V263H102Z\"/></svg>", "mask_w": 264, "mask_h": 264}]
</instances>
